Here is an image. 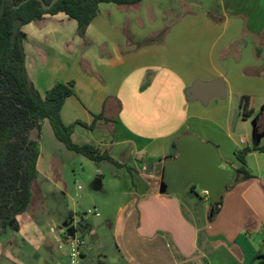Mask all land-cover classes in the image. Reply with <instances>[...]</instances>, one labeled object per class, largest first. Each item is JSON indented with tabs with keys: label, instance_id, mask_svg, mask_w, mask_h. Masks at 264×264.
Segmentation results:
<instances>
[{
	"label": "crops",
	"instance_id": "obj_1",
	"mask_svg": "<svg viewBox=\"0 0 264 264\" xmlns=\"http://www.w3.org/2000/svg\"><path fill=\"white\" fill-rule=\"evenodd\" d=\"M20 30L27 79L41 97L56 83L74 81L61 119L86 126H74L72 141L107 152L123 166L91 161L50 134L42 161L40 129L33 185L62 202L68 217L52 230L30 217L23 227L25 212L18 215V230L0 233V264L63 263L55 236L65 223L87 242L82 264H95L92 253L97 264L264 263V152L244 156L248 179L236 172L242 164L235 155L264 146V105L258 114L248 98V116L241 106L242 88L256 79L249 82L243 68L264 64V0L100 3L85 42L76 21L62 12ZM253 46L256 59L248 61ZM217 79L223 98L188 100L193 81ZM181 150H195L201 163H210L224 178L221 188L212 194L201 184L202 200L187 195L188 186L173 187L166 170ZM74 159L95 164L91 204L82 208L57 177ZM91 207L100 215L84 216Z\"/></svg>",
	"mask_w": 264,
	"mask_h": 264
},
{
	"label": "trees",
	"instance_id": "obj_2",
	"mask_svg": "<svg viewBox=\"0 0 264 264\" xmlns=\"http://www.w3.org/2000/svg\"><path fill=\"white\" fill-rule=\"evenodd\" d=\"M23 0H0V233L6 229L17 231V216L27 210L30 189L37 177L36 162L39 156L41 122L47 120L54 137L67 150L81 154L94 162L107 161L122 167L107 152L89 144H76L71 139L76 124L86 126L81 121L65 125L60 111L65 100L74 94V81L56 83L43 97L28 81L25 65L23 40L19 29L15 42H11L13 23L20 19L21 27L41 18L44 14L64 13L76 21L77 35L85 42V31L96 17L100 3L117 6H132L142 0H57L51 8L43 10L38 0H28L15 8ZM49 4L51 0H42ZM20 27V28H21ZM137 43L140 47L146 44ZM243 116H248V97H241ZM101 116H95V119ZM91 127V126H89ZM36 128L35 140H29L30 132ZM251 150L264 152V146L245 148L235 153L241 162L236 172L242 179L250 178L245 169L244 156ZM68 226L67 223H65ZM74 232L73 227L68 226Z\"/></svg>",
	"mask_w": 264,
	"mask_h": 264
},
{
	"label": "rangeland",
	"instance_id": "obj_3",
	"mask_svg": "<svg viewBox=\"0 0 264 264\" xmlns=\"http://www.w3.org/2000/svg\"><path fill=\"white\" fill-rule=\"evenodd\" d=\"M195 3H200L202 0H193ZM192 7V6H191ZM193 8V7H192ZM197 8V7H195ZM208 16V11L202 12ZM169 28H167V31ZM258 47L253 46V48L248 51V61H252L256 59V51ZM243 76L247 79L256 78L254 80L255 85H250L249 83L243 87V91H245V95L242 97H248L249 99L254 100L256 103L253 107L257 110V113H261V107L264 105V95H262L260 84L264 85V64L258 67L248 66L243 68L242 70ZM253 119L249 120L247 126L251 129V123ZM43 126L41 127V133L43 135L42 140V161L45 158V149L51 146V140L49 138V134L52 139H54V135L51 129V126L48 121L42 122ZM56 141V140H55ZM181 150L179 157L175 164L172 167L167 168L166 176H169V181L173 183V187L182 188L184 186H188L185 190L187 195H193L197 197L196 199L204 198L201 193L202 186L201 184H209L214 185L211 181V168L208 167V164H202L198 160L197 152L195 150ZM88 164L81 163L78 159L72 160L69 164L66 165L64 170L59 172L57 177L60 181H63L66 185L69 195L74 200V203H77L78 208H82L91 204V200L88 198V194L91 193V184L96 178L95 173V164L93 162H87ZM226 167V166H225ZM230 168V167H229ZM234 174V171H231ZM216 176V175H215ZM173 177V178H172ZM171 178V179H170ZM77 186H79L80 190H77ZM171 184L168 185L170 187ZM194 187L195 192L190 193V188ZM172 187V186H171ZM170 187V188H171ZM30 201L25 213L21 216L20 222L21 225L26 226V220L30 217L32 220H38L44 226H49L50 229L56 230V226H62L64 220L68 217L65 206L58 199H53L52 196L47 194L46 192L38 193L35 189V186L32 184L30 189ZM77 194V195H75ZM196 194V195H195ZM78 195L80 197H78ZM199 195V196H198ZM201 203V201H200ZM209 205V201L204 202V205ZM201 207V206H200ZM92 209V207L90 208ZM79 210V209H78ZM86 217H93V215H88ZM3 242V234H0V243ZM50 246L56 251V246L54 242L50 241ZM91 259H93L94 263L98 260L97 253H92ZM101 258V257H100ZM104 260L103 258H101Z\"/></svg>",
	"mask_w": 264,
	"mask_h": 264
},
{
	"label": "water",
	"instance_id": "obj_4",
	"mask_svg": "<svg viewBox=\"0 0 264 264\" xmlns=\"http://www.w3.org/2000/svg\"><path fill=\"white\" fill-rule=\"evenodd\" d=\"M28 0H23L21 1L18 5L15 6V8H18L22 4L26 3ZM41 3V8L43 10H47L51 8V6L57 1V0H51L49 4H46L42 0H38ZM21 27V21L20 19H16L13 23L12 27V34H11V42L14 44L15 42V37L17 33L19 32V29ZM188 100L190 101H195L198 100L203 104H206L209 100L213 98H223L225 96V89H224V84L221 79L213 80V81H200V80H195L192 82L189 90H188ZM36 134H37V129L34 128L30 134H29V140H35L36 139ZM197 152V151H196ZM198 153V152H197ZM199 154V153H198ZM200 155H202L200 153ZM198 156V155H197ZM203 164V163H202ZM212 171L211 174V181L212 183H215L214 185H210L204 183L208 188L210 189V192L214 194V192L221 188L222 182L224 181V178L222 175L219 173H215V171ZM216 175V176H215ZM264 264V263H260Z\"/></svg>",
	"mask_w": 264,
	"mask_h": 264
},
{
	"label": "built area",
	"instance_id": "obj_5",
	"mask_svg": "<svg viewBox=\"0 0 264 264\" xmlns=\"http://www.w3.org/2000/svg\"><path fill=\"white\" fill-rule=\"evenodd\" d=\"M84 216H99L96 208L88 209L83 213ZM57 247L64 250V261L61 264H82L83 250L86 247V240L75 231H69V227H59L55 236Z\"/></svg>",
	"mask_w": 264,
	"mask_h": 264
}]
</instances>
